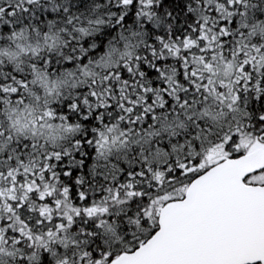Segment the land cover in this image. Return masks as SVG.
<instances>
[{
	"label": "snow or ice",
	"instance_id": "snow-or-ice-1",
	"mask_svg": "<svg viewBox=\"0 0 264 264\" xmlns=\"http://www.w3.org/2000/svg\"><path fill=\"white\" fill-rule=\"evenodd\" d=\"M0 264H264V0H0Z\"/></svg>",
	"mask_w": 264,
	"mask_h": 264
}]
</instances>
